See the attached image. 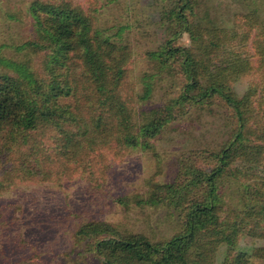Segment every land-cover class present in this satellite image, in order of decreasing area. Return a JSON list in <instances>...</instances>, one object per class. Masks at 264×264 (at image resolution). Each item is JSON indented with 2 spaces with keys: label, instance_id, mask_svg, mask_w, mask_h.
Instances as JSON below:
<instances>
[{
  "label": "trees",
  "instance_id": "16d2710c",
  "mask_svg": "<svg viewBox=\"0 0 264 264\" xmlns=\"http://www.w3.org/2000/svg\"><path fill=\"white\" fill-rule=\"evenodd\" d=\"M3 2L6 30L22 25L29 37L0 46L20 53L0 56L7 69L0 72V196L29 183L98 179L102 186L129 152L157 157L156 138L189 108L212 109L225 122L219 149L184 152L169 181L150 178L144 195L116 200L160 209L170 234L151 240L88 221L73 234L76 256L66 259L212 264L223 246L219 264H253L258 251L236 249L243 236L264 239V0H234L240 11L229 24L203 0H171L159 19L163 41L146 53L153 72L136 79L130 47L119 43L124 27L98 28V10L70 0ZM184 35L188 45L176 46ZM234 41L237 52L229 49ZM250 73L255 82L239 95L235 84ZM228 183L239 191L226 193Z\"/></svg>",
  "mask_w": 264,
  "mask_h": 264
},
{
  "label": "rangeland",
  "instance_id": "374dc122",
  "mask_svg": "<svg viewBox=\"0 0 264 264\" xmlns=\"http://www.w3.org/2000/svg\"><path fill=\"white\" fill-rule=\"evenodd\" d=\"M1 1L0 12L3 14L8 4ZM70 1L72 5H80L85 10H98L94 15L96 26L100 29L114 28L112 31L108 30V34L115 33L118 26L124 27L119 43L130 47L129 61L132 62L129 76L136 79L143 73L153 72V62H149L146 53L157 51L161 40L163 41L164 26L159 19L171 0ZM19 3L20 0H13L12 5ZM203 3L210 9L212 16L225 23L240 11L234 0H203ZM5 23L6 17L2 19L0 15V46L20 44L28 39V27L14 26L11 23L8 31ZM175 45H188L187 36L184 35ZM239 48L237 41L229 47L236 52ZM0 56L17 59L20 53L2 48ZM240 56L243 57L242 54ZM5 71L6 67L0 65V72ZM168 81L166 77L165 83ZM251 81L255 82V78L250 73L235 84L239 95L243 94ZM188 111L184 118L168 125L156 138L157 157L139 149L129 152L122 160H117L102 186L98 179L97 183L76 180L63 187H57L51 182H40L22 184L1 195L0 264L72 262L66 257L70 252L71 258L76 256L73 234L78 226L88 221L107 222L121 230L146 235L151 240L168 236L172 228L168 225L169 222H163L160 209L135 205L125 208L116 200L144 195L146 182L150 178L161 182L169 181L175 161L184 152L219 149L226 133L224 120L212 109L189 108ZM226 188V193L239 191L238 185L233 183H228ZM238 243L236 252L243 251L250 255L253 251H258V259H252L253 264H264V239L243 236ZM236 252H231L228 260H232ZM225 255L226 250L222 246L215 254L212 264L222 262ZM81 262L87 264L86 261Z\"/></svg>",
  "mask_w": 264,
  "mask_h": 264
}]
</instances>
